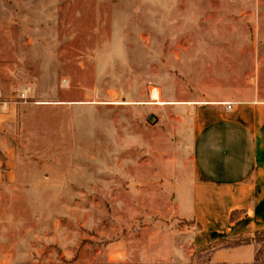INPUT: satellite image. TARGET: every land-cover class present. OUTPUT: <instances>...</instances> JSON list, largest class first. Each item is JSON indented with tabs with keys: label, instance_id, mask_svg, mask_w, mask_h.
Returning a JSON list of instances; mask_svg holds the SVG:
<instances>
[{
	"label": "rangeland",
	"instance_id": "rangeland-1",
	"mask_svg": "<svg viewBox=\"0 0 264 264\" xmlns=\"http://www.w3.org/2000/svg\"><path fill=\"white\" fill-rule=\"evenodd\" d=\"M251 99L264 0H0V264H214L175 106Z\"/></svg>",
	"mask_w": 264,
	"mask_h": 264
},
{
	"label": "crops",
	"instance_id": "crops-1",
	"mask_svg": "<svg viewBox=\"0 0 264 264\" xmlns=\"http://www.w3.org/2000/svg\"><path fill=\"white\" fill-rule=\"evenodd\" d=\"M175 107L185 112L179 121L190 124L188 173L176 188L175 206L180 217L200 228L193 236L195 246L263 230L264 100ZM255 253L254 242L221 248L211 254V262L253 264Z\"/></svg>",
	"mask_w": 264,
	"mask_h": 264
},
{
	"label": "trees",
	"instance_id": "trees-1",
	"mask_svg": "<svg viewBox=\"0 0 264 264\" xmlns=\"http://www.w3.org/2000/svg\"><path fill=\"white\" fill-rule=\"evenodd\" d=\"M263 230L255 231L252 235H247V236H243V237L230 238V239L229 238H221L216 242H213V243L199 247V251L209 253L208 259L211 261V254L215 250L221 249V248H232V247H236V246H239L242 244H247V243H253V242L255 243V234H258ZM253 264H258L257 260H255L253 262Z\"/></svg>",
	"mask_w": 264,
	"mask_h": 264
},
{
	"label": "bare ground",
	"instance_id": "bare-ground-1",
	"mask_svg": "<svg viewBox=\"0 0 264 264\" xmlns=\"http://www.w3.org/2000/svg\"><path fill=\"white\" fill-rule=\"evenodd\" d=\"M150 97L154 100L156 103H161V96H160V90L157 87H153L150 91Z\"/></svg>",
	"mask_w": 264,
	"mask_h": 264
},
{
	"label": "water",
	"instance_id": "water-1",
	"mask_svg": "<svg viewBox=\"0 0 264 264\" xmlns=\"http://www.w3.org/2000/svg\"><path fill=\"white\" fill-rule=\"evenodd\" d=\"M149 120L151 122H156L158 120V118L154 114H151L150 117H149Z\"/></svg>",
	"mask_w": 264,
	"mask_h": 264
},
{
	"label": "built area",
	"instance_id": "built-area-1",
	"mask_svg": "<svg viewBox=\"0 0 264 264\" xmlns=\"http://www.w3.org/2000/svg\"><path fill=\"white\" fill-rule=\"evenodd\" d=\"M228 107L231 108V104H228Z\"/></svg>",
	"mask_w": 264,
	"mask_h": 264
}]
</instances>
